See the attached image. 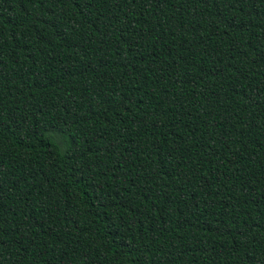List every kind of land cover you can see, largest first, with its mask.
I'll return each mask as SVG.
<instances>
[{"label":"trees","instance_id":"16d2710c","mask_svg":"<svg viewBox=\"0 0 264 264\" xmlns=\"http://www.w3.org/2000/svg\"><path fill=\"white\" fill-rule=\"evenodd\" d=\"M0 264H264V0H0Z\"/></svg>","mask_w":264,"mask_h":264}]
</instances>
